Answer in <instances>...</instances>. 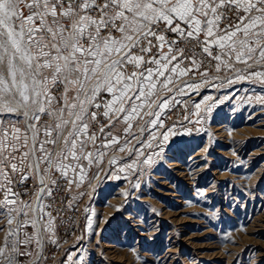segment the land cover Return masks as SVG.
Masks as SVG:
<instances>
[{
  "label": "snow or ice",
  "instance_id": "snow-or-ice-1",
  "mask_svg": "<svg viewBox=\"0 0 264 264\" xmlns=\"http://www.w3.org/2000/svg\"><path fill=\"white\" fill-rule=\"evenodd\" d=\"M224 20L233 22L221 28ZM166 31L195 40L217 72L235 63L264 67V0H0V216L7 219L0 264H17V256H32L33 245L41 249L54 236L47 200L57 174L69 186L82 180L86 167L119 144L115 122L130 132L155 103L158 86L171 91L203 64L194 51L185 56ZM184 60L189 67H181ZM250 75L264 82V71ZM101 93L111 96L103 102L104 139L90 131ZM30 177L37 188L24 200L14 188Z\"/></svg>",
  "mask_w": 264,
  "mask_h": 264
},
{
  "label": "rangeland",
  "instance_id": "rangeland-1",
  "mask_svg": "<svg viewBox=\"0 0 264 264\" xmlns=\"http://www.w3.org/2000/svg\"><path fill=\"white\" fill-rule=\"evenodd\" d=\"M175 46L185 56L194 46L203 64L177 79L171 91L158 86L155 103L144 108L130 132L122 120L115 122L111 132L119 144L86 167L82 180L77 176L69 186L64 179V203L80 216L72 242L60 244L62 223L52 214L54 236L41 249L33 245L32 256H17V264H264V82L250 75L264 67L235 63L217 72L216 61L201 54L195 40ZM189 66L188 60L181 64ZM109 97L101 93L102 106L93 109L97 119L90 131L101 139L95 124L108 123L103 102ZM36 188L30 177L14 191L31 200ZM6 226L0 216V243Z\"/></svg>",
  "mask_w": 264,
  "mask_h": 264
},
{
  "label": "built area",
  "instance_id": "built-area-1",
  "mask_svg": "<svg viewBox=\"0 0 264 264\" xmlns=\"http://www.w3.org/2000/svg\"><path fill=\"white\" fill-rule=\"evenodd\" d=\"M167 38L169 40H175L177 43L185 42L189 44L188 40H180L177 34L174 32H167ZM197 51L194 46H191V50ZM158 50V49H157ZM106 123L105 120H99L95 127L99 128ZM67 189V182L64 179L57 180V188L54 189L53 198L51 199V208L49 209L52 214L60 217L62 226L60 228V244L67 246L72 242V239L78 234V228L80 223L79 211L69 204L64 203Z\"/></svg>",
  "mask_w": 264,
  "mask_h": 264
},
{
  "label": "crops",
  "instance_id": "crops-1",
  "mask_svg": "<svg viewBox=\"0 0 264 264\" xmlns=\"http://www.w3.org/2000/svg\"><path fill=\"white\" fill-rule=\"evenodd\" d=\"M108 94V93H107ZM108 96H109V94H108ZM109 99H111V96L109 97Z\"/></svg>",
  "mask_w": 264,
  "mask_h": 264
},
{
  "label": "bare ground",
  "instance_id": "bare-ground-1",
  "mask_svg": "<svg viewBox=\"0 0 264 264\" xmlns=\"http://www.w3.org/2000/svg\"><path fill=\"white\" fill-rule=\"evenodd\" d=\"M195 162V161H194Z\"/></svg>",
  "mask_w": 264,
  "mask_h": 264
}]
</instances>
